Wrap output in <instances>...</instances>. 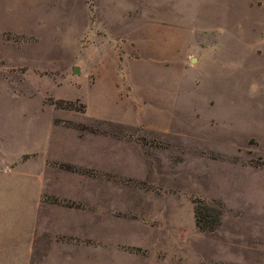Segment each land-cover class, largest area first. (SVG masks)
Masks as SVG:
<instances>
[{
	"label": "rangeland",
	"instance_id": "rangeland-1",
	"mask_svg": "<svg viewBox=\"0 0 264 264\" xmlns=\"http://www.w3.org/2000/svg\"><path fill=\"white\" fill-rule=\"evenodd\" d=\"M0 193L264 242V0H0Z\"/></svg>",
	"mask_w": 264,
	"mask_h": 264
},
{
	"label": "crops",
	"instance_id": "crops-1",
	"mask_svg": "<svg viewBox=\"0 0 264 264\" xmlns=\"http://www.w3.org/2000/svg\"><path fill=\"white\" fill-rule=\"evenodd\" d=\"M101 94L94 99L97 107L104 104ZM130 104L122 103L101 117L128 124ZM148 120L157 125L165 122L158 114ZM45 196L0 193V264H264V242L246 241L237 224L231 226L233 231L202 233L193 218L166 221L162 212L118 218L100 208L90 210L89 216L79 208L49 203ZM132 225L146 235L118 236L123 227ZM191 231L202 241L185 243Z\"/></svg>",
	"mask_w": 264,
	"mask_h": 264
},
{
	"label": "trees",
	"instance_id": "trees-1",
	"mask_svg": "<svg viewBox=\"0 0 264 264\" xmlns=\"http://www.w3.org/2000/svg\"><path fill=\"white\" fill-rule=\"evenodd\" d=\"M221 209L219 206H210L203 200L194 201L195 224L199 231L215 233L220 226Z\"/></svg>",
	"mask_w": 264,
	"mask_h": 264
},
{
	"label": "water",
	"instance_id": "water-1",
	"mask_svg": "<svg viewBox=\"0 0 264 264\" xmlns=\"http://www.w3.org/2000/svg\"><path fill=\"white\" fill-rule=\"evenodd\" d=\"M72 73H73L74 75H78V74H79V69H78V67H74L73 70H72Z\"/></svg>",
	"mask_w": 264,
	"mask_h": 264
}]
</instances>
